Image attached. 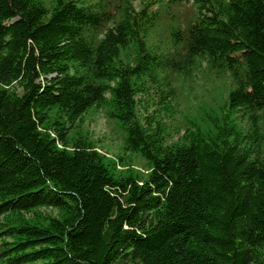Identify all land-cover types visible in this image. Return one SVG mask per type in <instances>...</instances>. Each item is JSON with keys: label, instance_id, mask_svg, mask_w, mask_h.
I'll list each match as a JSON object with an SVG mask.
<instances>
[{"label": "trees", "instance_id": "1", "mask_svg": "<svg viewBox=\"0 0 264 264\" xmlns=\"http://www.w3.org/2000/svg\"><path fill=\"white\" fill-rule=\"evenodd\" d=\"M0 264H264V0H0Z\"/></svg>", "mask_w": 264, "mask_h": 264}, {"label": "rangeland", "instance_id": "2", "mask_svg": "<svg viewBox=\"0 0 264 264\" xmlns=\"http://www.w3.org/2000/svg\"><path fill=\"white\" fill-rule=\"evenodd\" d=\"M189 5L182 7L183 11L188 10ZM204 81L203 73H200L195 79H183L177 77L176 86H178V100L180 102L179 111L175 114L178 119L171 122V130L175 137L177 128L184 123V114L187 113L188 107L196 104L195 95L202 91ZM181 125V126H180ZM84 129L87 130L91 137L97 142V145L110 154H120L123 150V133L117 123L108 118L103 110H91L85 115ZM135 162L139 165L144 163L142 158L134 156Z\"/></svg>", "mask_w": 264, "mask_h": 264}]
</instances>
